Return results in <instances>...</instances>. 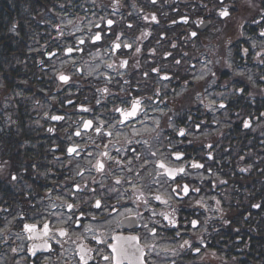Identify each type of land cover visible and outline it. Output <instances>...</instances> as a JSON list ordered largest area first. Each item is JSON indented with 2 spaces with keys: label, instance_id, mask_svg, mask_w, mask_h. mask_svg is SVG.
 <instances>
[{
  "label": "flooded vegetation",
  "instance_id": "af4514ba",
  "mask_svg": "<svg viewBox=\"0 0 264 264\" xmlns=\"http://www.w3.org/2000/svg\"><path fill=\"white\" fill-rule=\"evenodd\" d=\"M56 10L86 15L64 4ZM90 11L92 26L56 46V57L66 48L76 55L62 72L69 79L57 97V126L67 124L65 145L77 151L53 181L48 216L0 220V264H264V213L255 210L264 202V0H97ZM220 90L218 112L231 113V220L212 217L200 200L222 186L214 175L224 147L207 99ZM137 99L140 110L125 120ZM247 106L259 111L238 118ZM249 136L258 137L259 153L238 155ZM161 161L185 173L173 179ZM33 224L36 232L26 227Z\"/></svg>",
  "mask_w": 264,
  "mask_h": 264
},
{
  "label": "trees",
  "instance_id": "16d2710c",
  "mask_svg": "<svg viewBox=\"0 0 264 264\" xmlns=\"http://www.w3.org/2000/svg\"><path fill=\"white\" fill-rule=\"evenodd\" d=\"M64 3L71 2L0 0V218L6 211L37 210L53 177L65 172L54 150V142L62 137L56 138L41 119L57 108L51 102L55 82L43 65L56 40L51 12ZM72 7H77L75 2ZM261 204L263 208L255 210L264 213ZM228 216L231 220V212Z\"/></svg>",
  "mask_w": 264,
  "mask_h": 264
},
{
  "label": "snow or ice",
  "instance_id": "6c2138e0",
  "mask_svg": "<svg viewBox=\"0 0 264 264\" xmlns=\"http://www.w3.org/2000/svg\"><path fill=\"white\" fill-rule=\"evenodd\" d=\"M220 14H221L222 16H228V15H229L227 9L222 10ZM153 19H155V17H153ZM108 23L111 24L112 21H108ZM192 35H196V33H193ZM94 39H95V40H100V39H101V36H100L99 34H97V35L94 37ZM81 43H83V41H81ZM115 46H116L117 48L120 47L119 44H116ZM126 47H131V45H126ZM68 51H69V52H72L73 49L69 48ZM136 51L139 52L140 49L137 48ZM123 63L126 64L127 61H124ZM110 67H111V65H110ZM154 71H156V70L154 69ZM60 79L63 80V81H65V82H67L69 78H68L67 76L61 75V76H60ZM104 91H107V89H104ZM241 91H243V90L241 89ZM140 105H141V101H140V100H138V99H137V100H133V101H132V105H131L130 110H123V115H124L125 120L128 119L129 117H134V116H136L137 113H138V111L140 110ZM220 107H224V105H220ZM117 111H122V110H121V109H117ZM51 118H52L53 120H61V119H63V117H61V116H53V117H51ZM91 125H92V121H87V122L84 123V127H85V128H89V127H91ZM246 126H248V125L246 124ZM96 131L99 132L100 129L97 128ZM179 134H180L181 136L185 135V130H184V129H181V130L179 131ZM76 135L79 136L80 133L77 132ZM109 135H111V133H109ZM68 151H69V152H76L77 149H76L75 147H73V148H69ZM104 155H107V153H105ZM175 156H176L177 159H180V158L183 156V153H175ZM103 167H104V165H103L102 163H100V164L97 165L98 170H102ZM159 167L162 168V169H164L165 172L167 173V175H168L169 177H172L173 179H175V177H176L178 174L185 173V168H184V167H179V168H169V167H168L166 164H164L162 161L160 162ZM192 167H194V168H202L203 165H201V164H193ZM14 178H15V177H14ZM178 187H181L182 192H183L184 194H188L189 191H190V189L188 188L187 185H181V186H178ZM174 191H175V190H174ZM195 191H199V189H196ZM156 199H160V197L157 196ZM165 202H166V201H165ZM198 203H199V201H198ZM100 206H101V205H100V201H97V202H96V207H100ZM68 207H72V205H68ZM256 207H259V205H256ZM166 218H167V217H166ZM170 222H171V223H175L174 220H171ZM195 223H196V221H193V224H195ZM26 227H27V229H28L30 232H36V231H37L36 225H34V224H33V225H27ZM48 232H49V226H48L47 224H45V225L43 226V230H42V232H41L40 234H41V235H47ZM60 235H66V232H65L64 230L61 229V230H60ZM117 239L119 240V239H121V238H120V237H117ZM128 239L135 240V239H138V238H137V237H131V238H128ZM184 243H185V244H188L189 242H188V241H185ZM112 247H113V251H116V247H115V246H112ZM196 251L199 252L200 249H196ZM81 259H83V257H81ZM104 259L107 260L108 257H104Z\"/></svg>",
  "mask_w": 264,
  "mask_h": 264
},
{
  "label": "rangeland",
  "instance_id": "374dc122",
  "mask_svg": "<svg viewBox=\"0 0 264 264\" xmlns=\"http://www.w3.org/2000/svg\"><path fill=\"white\" fill-rule=\"evenodd\" d=\"M91 2H93V0ZM96 20L97 18L88 17L87 20H79L77 23H74L75 21L73 19H69V20L65 19V20H59V24L60 26H65L64 29H66L68 34H71V36H75V34H78L82 32L83 30L90 28L92 26V23L95 22ZM72 23H73V28L70 29L69 26ZM63 58L64 57L60 56L59 58H57V60L53 61L54 66H56L55 68L56 70L53 71L54 74L58 73L61 69H63L65 66L71 63V61L63 60ZM158 61L161 62L160 60ZM237 73L241 74L243 73V71H237ZM221 97H224V95L219 93L214 98V92H212L207 96V99L209 102L212 103V106H213L214 116L212 119L215 122H219L218 124H220V129H223L225 127L230 126L229 120H231V115L230 113H227L226 110L218 112L216 104L221 99ZM47 206L48 207H46L45 214H49L50 209L54 208L55 204L53 202H49Z\"/></svg>",
  "mask_w": 264,
  "mask_h": 264
}]
</instances>
